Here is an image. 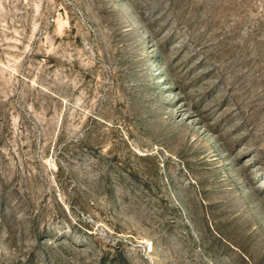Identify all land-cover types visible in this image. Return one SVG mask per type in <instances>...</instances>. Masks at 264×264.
<instances>
[{
  "label": "rangeland",
  "instance_id": "374dc122",
  "mask_svg": "<svg viewBox=\"0 0 264 264\" xmlns=\"http://www.w3.org/2000/svg\"><path fill=\"white\" fill-rule=\"evenodd\" d=\"M0 264H264V0H0Z\"/></svg>",
  "mask_w": 264,
  "mask_h": 264
},
{
  "label": "built area",
  "instance_id": "2783aa9c",
  "mask_svg": "<svg viewBox=\"0 0 264 264\" xmlns=\"http://www.w3.org/2000/svg\"><path fill=\"white\" fill-rule=\"evenodd\" d=\"M148 245H152V241H149V242H148Z\"/></svg>",
  "mask_w": 264,
  "mask_h": 264
}]
</instances>
